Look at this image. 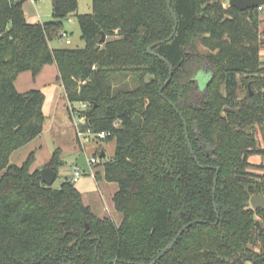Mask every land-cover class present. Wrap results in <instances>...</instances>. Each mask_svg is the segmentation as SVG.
I'll return each mask as SVG.
<instances>
[{
  "label": "trees",
  "instance_id": "1",
  "mask_svg": "<svg viewBox=\"0 0 264 264\" xmlns=\"http://www.w3.org/2000/svg\"><path fill=\"white\" fill-rule=\"evenodd\" d=\"M24 1L0 0V264H149L189 222L155 264H264V210L249 202L264 194V178L253 180L247 169L259 152L249 128L264 125L260 7L171 0L177 27L167 40L175 24L167 0H92L82 14L78 0H51L52 19L33 23ZM68 15L84 46L51 47ZM158 55L173 68L161 91L169 70ZM46 64L56 65L68 102L87 104L81 129L115 140L95 177L117 184L119 223L98 216L70 180L44 183L40 169H29L34 152L10 163L12 152L41 134L45 118L42 90L20 92L14 81ZM117 73L133 85L113 86ZM239 74L248 90L241 100ZM61 153L57 147L45 166L57 172Z\"/></svg>",
  "mask_w": 264,
  "mask_h": 264
},
{
  "label": "rangeland",
  "instance_id": "2",
  "mask_svg": "<svg viewBox=\"0 0 264 264\" xmlns=\"http://www.w3.org/2000/svg\"><path fill=\"white\" fill-rule=\"evenodd\" d=\"M224 5H228V0H225ZM23 10L27 18L26 20L31 23L52 19L51 0H25L23 2ZM91 10L92 0H78L77 13H89ZM260 16L259 39L261 47H264V5L260 7ZM63 28L69 33L70 44H60L54 38L49 41L51 47L80 48L84 46V40L81 38V31L74 15H68L63 19ZM195 47L202 54L207 52V49L200 44L199 40H195ZM54 73V68L50 65L45 67L38 76L33 77L30 71H24L14 81L15 88L20 92L39 88L42 91L44 89L43 92L50 97L52 90L55 88L57 97L55 98L53 109L48 110V107H45L44 128L41 134L34 138L28 145L12 152L10 163L21 165L30 152H34L35 159L29 169L31 171L41 169L46 164L44 162L51 157V149L57 147L62 148L63 164L57 168L56 179L51 185L53 187H59L62 182L70 180L71 166L77 164L84 170V174L77 181L73 182V184L83 195L84 203H90L92 210L98 216H109L119 223L121 214L114 209L112 201V195L117 190V184L91 175V172H95V175L97 172L100 174L103 173L104 163L109 161L114 154L115 140H97L92 134H86L82 143L77 141L73 124L74 121L70 117L69 111L72 108L80 109L81 104L80 102H68L65 98L64 90L57 83H53L54 88L52 86L47 89L46 83L54 79ZM206 74L205 70H201L197 74L201 88L203 87V80H205ZM243 76L242 74L238 75L239 85L236 90V98L238 100L243 99L248 91L246 83L243 81ZM132 82L131 77L123 73L113 75L111 80L112 85L115 87L124 83L132 84ZM247 84L250 92H253L250 88V83L248 82ZM221 89L224 93L223 86ZM249 130L252 131L257 140L259 152L250 155L249 161L251 165L247 169L253 180L261 181V178H264V153H261L264 151V125L253 124ZM102 150H104L105 156L99 157ZM92 157H95L97 160L95 164H89V159Z\"/></svg>",
  "mask_w": 264,
  "mask_h": 264
},
{
  "label": "water",
  "instance_id": "3",
  "mask_svg": "<svg viewBox=\"0 0 264 264\" xmlns=\"http://www.w3.org/2000/svg\"><path fill=\"white\" fill-rule=\"evenodd\" d=\"M167 4H168V10L169 12L171 13V15L173 16V19H174V26H173V30L170 34V36L167 38V40L171 39L172 36L174 35L175 33V30H176V27H177V17L175 15V13L173 12L172 8H171V0H167ZM228 5L230 6H234L240 10H246V9H249V8H258V7H261L264 5V0H228ZM105 33L104 32H101V37L99 39V43L103 42L105 40ZM159 42H164V40H161V41H158V42H155L153 44H151L150 46H148L147 48V52L152 54V48L157 45ZM158 58L163 61L164 63L167 64L168 66V70H169V74H168V77L167 79L165 80L164 84L160 87L159 91L162 90L163 86L166 85L170 79H171V76H172V72H173V68H172V65L165 59V57H163L162 55H158ZM171 105L173 106V108L179 113L178 109L175 107L174 104L171 103ZM182 120L184 122V126H185V131H186V122L184 120V118L182 117ZM187 137V141H188V144H189V148H190V151H191V154L192 156L194 157V159H196V156L194 154V151L192 149V146L190 144V141H189V138H188V135H186ZM105 156V153L104 152H101L99 154V157H104ZM40 175H41V179L44 183L48 184V185H51L54 180L56 179V176H57V172L56 170H54L52 167L50 166H44L40 169ZM216 177L214 178V186H213V197L215 196V188H216ZM249 202H250V205L252 206V208H261L264 210V194H259V195H253L250 197L249 199ZM216 204L214 202V209L216 210ZM192 222H189L187 224H185L179 231L178 233L174 236V238L172 239V241L167 244L157 255L156 257L149 263V264H155V262L157 260H159L167 251L171 250L173 245L175 244V242L177 241L179 235L183 232V230L188 227L189 225H191ZM87 227V225H86Z\"/></svg>",
  "mask_w": 264,
  "mask_h": 264
},
{
  "label": "built area",
  "instance_id": "4",
  "mask_svg": "<svg viewBox=\"0 0 264 264\" xmlns=\"http://www.w3.org/2000/svg\"><path fill=\"white\" fill-rule=\"evenodd\" d=\"M56 39L58 43L60 44H70L71 40L69 37V33L66 29L62 28L58 31L56 35ZM81 108H72L71 109V116L74 121V128H75V135L77 138V141L79 143H82L83 139L86 137V134H92L94 138L97 140H103L105 139L108 135V131H99V132H92L89 129L82 130L81 126L85 124V118L83 116L79 115V110L85 109L87 107V104L85 102H80ZM97 162L95 157H92L89 159V164H95ZM71 182H75L79 179V177L84 174V170H82L77 164H73L71 166ZM92 176H95V172H91Z\"/></svg>",
  "mask_w": 264,
  "mask_h": 264
},
{
  "label": "crops",
  "instance_id": "5",
  "mask_svg": "<svg viewBox=\"0 0 264 264\" xmlns=\"http://www.w3.org/2000/svg\"><path fill=\"white\" fill-rule=\"evenodd\" d=\"M27 19V18H26ZM260 19H261V16H260ZM263 19V18H262ZM38 22H41V21H38ZM43 22H45V21H43ZM50 45V44H49ZM259 59L261 60V61H264V47H260V50H259ZM52 66L53 68H54V71H55V76H54V79H52L51 81H49L48 83H46V86L48 87L47 89H49L50 87H52L53 86V83H57L60 87H62V85H61V83L58 81V79H57V75H58V73H57V68H56V65L55 64H46V65H44V67L42 68V70L45 68V67H47V66ZM41 70V71H42ZM24 72V71H23ZM23 72H21V73H23ZM21 73H19V74H21ZM39 75V74H38ZM37 75V76H38ZM53 88H54V86H53ZM39 89V88H38ZM62 89H63V87H62ZM41 90V89H40ZM43 91H44V89H43ZM42 91V92H43ZM43 94H44V101H43V106H42V109H43V113L45 112V107L47 106L48 107V110H51V108L53 109V105H54V102H55V98L57 97V91L55 90V88L52 90V93H51V96L50 97H48V95L46 94V93H44L43 92ZM44 128V127H43ZM36 138V137H35ZM31 142V141H30ZM29 142V143H30ZM28 143V144H29ZM27 144V145H28ZM58 148H60V147H58ZM56 148H53V149H51V155H52V153H53V151L55 150ZM62 149V148H61ZM63 150V149H62ZM101 152H104V150H102ZM105 153V152H104ZM63 156V152H62V154H61V157ZM50 159V158H49ZM46 162H48V160L47 161H45L44 162V164L46 163ZM82 197H83V195H82ZM88 204V203H87ZM88 205H90V203L88 204ZM91 206V205H90Z\"/></svg>",
  "mask_w": 264,
  "mask_h": 264
}]
</instances>
